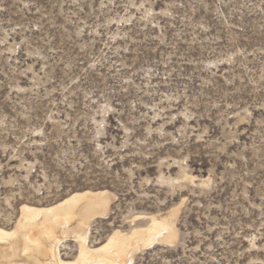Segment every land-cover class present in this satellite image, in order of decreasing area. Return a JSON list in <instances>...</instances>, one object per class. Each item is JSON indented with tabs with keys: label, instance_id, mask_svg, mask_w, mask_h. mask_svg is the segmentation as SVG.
I'll return each instance as SVG.
<instances>
[{
	"label": "rangeland",
	"instance_id": "rangeland-1",
	"mask_svg": "<svg viewBox=\"0 0 264 264\" xmlns=\"http://www.w3.org/2000/svg\"><path fill=\"white\" fill-rule=\"evenodd\" d=\"M85 189L95 243L179 209L135 264H264V0H0V226Z\"/></svg>",
	"mask_w": 264,
	"mask_h": 264
},
{
	"label": "bare ground",
	"instance_id": "bare-ground-1",
	"mask_svg": "<svg viewBox=\"0 0 264 264\" xmlns=\"http://www.w3.org/2000/svg\"><path fill=\"white\" fill-rule=\"evenodd\" d=\"M182 177L173 184L195 181L191 174ZM114 197L108 189H85L47 206L23 203L14 225L0 226V264H135L143 251L180 240L175 208L138 214L129 228H114L104 240L92 242V227L107 217ZM66 240L76 244L70 258L60 251Z\"/></svg>",
	"mask_w": 264,
	"mask_h": 264
}]
</instances>
